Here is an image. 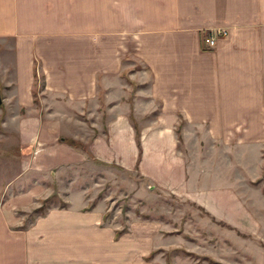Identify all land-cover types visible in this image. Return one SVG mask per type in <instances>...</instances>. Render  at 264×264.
I'll list each match as a JSON object with an SVG mask.
<instances>
[{
    "label": "crops",
    "instance_id": "crops-1",
    "mask_svg": "<svg viewBox=\"0 0 264 264\" xmlns=\"http://www.w3.org/2000/svg\"><path fill=\"white\" fill-rule=\"evenodd\" d=\"M64 7L56 32L40 29L53 21L51 0H0V43L13 48L0 55L1 112L17 119L34 171L89 155L136 171L150 192L227 225L203 256L264 264V0ZM217 28L227 36L204 48L203 34ZM62 130L85 149L57 139ZM36 186L0 202V264H164V239L180 237L150 220H129L122 232L80 194L23 228L15 211L42 195ZM173 263L201 264L178 255Z\"/></svg>",
    "mask_w": 264,
    "mask_h": 264
},
{
    "label": "rangeland",
    "instance_id": "rangeland-1",
    "mask_svg": "<svg viewBox=\"0 0 264 264\" xmlns=\"http://www.w3.org/2000/svg\"><path fill=\"white\" fill-rule=\"evenodd\" d=\"M65 1L51 0V5L53 4L57 9L53 15V21L42 22L40 29L63 31L66 24L63 19ZM2 43H0V55L1 52H7L8 57H10L13 49L11 43L7 42V44H3L4 46ZM0 75H2V70H0ZM35 80L34 95L39 78L36 76ZM35 96L34 103L37 105V95ZM0 98L2 100L1 92ZM1 100L0 202L10 201L13 198L11 195L25 192V188L30 184L39 183L40 186H36L38 191L46 189L41 192L42 195L29 199L30 201L25 200L21 205L22 207L19 206L15 211L17 217L22 220L23 228L36 220L38 215H34L33 210L41 205L45 198H49L48 202L44 204L48 210L51 207L61 208V205L65 204L70 195L78 198L80 194L82 201L86 202V207L101 204L104 207V222L112 220L118 223L122 232L126 229L125 226L129 220L135 222L137 220H150L157 224L160 232L167 229L168 232L180 236L164 239L163 244L166 246L171 245L162 250L161 260L164 259V264H174L175 255L184 259L197 260L201 264H222L221 262L209 260V257L203 256V254H210L209 248L216 246L220 238L224 239L225 236L223 237L218 230H223L227 225L219 222L214 227L216 223L211 221L205 212L197 210L190 202H184L174 197L170 198L158 192L157 194L150 192L149 190H152V187L145 180H142L136 171H127L113 164L95 161L88 154L87 158L81 159L71 166L69 164L59 165L58 167L52 166L45 173L37 174L34 169L38 168L36 166L33 168L30 162L33 151L18 145L17 119L4 117L8 112L6 113L5 110L1 112ZM13 107H15L14 102ZM66 135L67 133L62 130L57 139H60V137L62 140L63 138L68 139ZM74 141L81 143L78 140ZM81 144L83 145L82 149H85L86 144ZM76 147L79 148L80 145H76ZM25 160H29L27 161L29 165L25 164ZM214 228L217 229L214 231ZM190 250L195 251L191 252Z\"/></svg>",
    "mask_w": 264,
    "mask_h": 264
},
{
    "label": "built area",
    "instance_id": "built-area-1",
    "mask_svg": "<svg viewBox=\"0 0 264 264\" xmlns=\"http://www.w3.org/2000/svg\"><path fill=\"white\" fill-rule=\"evenodd\" d=\"M227 36V32L225 29L217 28L208 31L207 33L203 34L202 36V44L204 45V48L208 49L211 48L213 45L216 44V42L222 38Z\"/></svg>",
    "mask_w": 264,
    "mask_h": 264
},
{
    "label": "trees",
    "instance_id": "trees-1",
    "mask_svg": "<svg viewBox=\"0 0 264 264\" xmlns=\"http://www.w3.org/2000/svg\"><path fill=\"white\" fill-rule=\"evenodd\" d=\"M135 136H136V141H137V143L139 144V141H138V139H137V136H138V134L137 133H135ZM63 141H65L66 143H69V145L71 146V145H74V146H76V145H80V147L82 148L83 147V145L81 144V143H77V142H75L74 140H72V139H65V138H63ZM137 144V145H138ZM48 200H49V198L48 199H44L43 200V202L41 203V205H39L35 210H33V213H34V215H42L44 212H45V210H47V208L45 207V203H47L48 202ZM65 204H62L61 206H64ZM118 233V232H117ZM155 252L153 251L152 253H151V255H153ZM150 255V256H151ZM150 256H149V258H150ZM213 262V261H212Z\"/></svg>",
    "mask_w": 264,
    "mask_h": 264
},
{
    "label": "water",
    "instance_id": "water-1",
    "mask_svg": "<svg viewBox=\"0 0 264 264\" xmlns=\"http://www.w3.org/2000/svg\"><path fill=\"white\" fill-rule=\"evenodd\" d=\"M0 100H1V98H0Z\"/></svg>",
    "mask_w": 264,
    "mask_h": 264
}]
</instances>
